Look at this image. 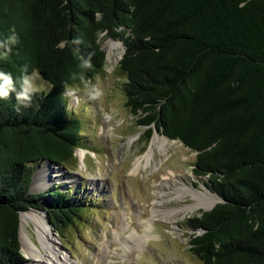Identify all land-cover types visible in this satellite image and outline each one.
Instances as JSON below:
<instances>
[{"label":"trees","instance_id":"16d2710c","mask_svg":"<svg viewBox=\"0 0 264 264\" xmlns=\"http://www.w3.org/2000/svg\"><path fill=\"white\" fill-rule=\"evenodd\" d=\"M102 34L125 46L127 107L146 139L156 127L196 152L194 174L220 200L187 220L202 232L193 255L264 264V0H0V69L50 85L27 108L0 100V264L28 263L21 213L46 211L58 233L83 213L70 192L31 188L37 165L76 161L82 124L64 92L106 66Z\"/></svg>","mask_w":264,"mask_h":264},{"label":"rangeland","instance_id":"374dc122","mask_svg":"<svg viewBox=\"0 0 264 264\" xmlns=\"http://www.w3.org/2000/svg\"><path fill=\"white\" fill-rule=\"evenodd\" d=\"M100 42L106 52L102 72L64 92L71 116L82 124L76 161L54 168L49 185L31 192L40 194L56 186L82 205L81 216L62 232L49 225L57 248L73 264H203L190 246L192 236L202 232L187 226V220L210 211L218 202L209 209L195 205L217 196L208 189V178L194 174L196 152L163 136L156 127L146 139L147 128L138 125L127 107V79L119 71L125 46L105 34ZM113 43L121 46L110 54ZM34 84L35 92L50 89L38 72ZM157 135L160 141H170L169 150L161 152L155 146L152 155L149 150ZM81 150L86 151L84 157ZM19 236L27 264L34 261L24 251L25 237L46 253L32 224L21 220Z\"/></svg>","mask_w":264,"mask_h":264},{"label":"bare ground","instance_id":"6f19581e","mask_svg":"<svg viewBox=\"0 0 264 264\" xmlns=\"http://www.w3.org/2000/svg\"><path fill=\"white\" fill-rule=\"evenodd\" d=\"M119 44H112L110 46V54L114 52L117 47H120ZM122 54H118V58L120 59ZM170 141L166 138H162L160 141V136L157 135L156 138L152 141L149 153L152 155L154 154L153 147H158L161 152H165L169 150ZM82 157L85 156L86 151L81 150ZM149 155V154H147ZM148 157V156H147ZM59 168L57 165L52 164H45L41 168H39L34 177L33 185H32V192H39L44 187L49 185V178L52 180L51 172L55 169ZM59 169V173H60ZM51 185V184H50ZM206 195V194H205ZM206 200V199H205ZM219 201V198L215 197L212 199H208L207 202H199L195 205L196 209H209L215 203ZM21 220L23 223L32 224L35 227L37 238L42 246V248L46 251L43 253L38 245L29 237H25L26 239L23 240V248L27 256L33 259L34 264H73L68 255L62 253L57 248V241L53 235V231L50 224L48 223L47 219L44 217V214L40 213H23L21 216Z\"/></svg>","mask_w":264,"mask_h":264},{"label":"clouds","instance_id":"9594fccd","mask_svg":"<svg viewBox=\"0 0 264 264\" xmlns=\"http://www.w3.org/2000/svg\"><path fill=\"white\" fill-rule=\"evenodd\" d=\"M77 44L79 40L75 41ZM82 69L91 67V61L88 58H81ZM35 73L29 74L28 68L25 66L21 69V75L14 77L12 72L0 69V100H9L15 96L17 106L27 108L31 104L32 96L36 91L34 84Z\"/></svg>","mask_w":264,"mask_h":264},{"label":"water","instance_id":"95a60500","mask_svg":"<svg viewBox=\"0 0 264 264\" xmlns=\"http://www.w3.org/2000/svg\"><path fill=\"white\" fill-rule=\"evenodd\" d=\"M125 53V52H124ZM123 58V57H122ZM34 180V179H33ZM220 202V200L218 201V203ZM214 208V207H213ZM212 208V209H213ZM211 209V210H212ZM32 210H34V209H31L30 211H32ZM37 211V210H36ZM39 213H42V214H44V216H47V218H48V214H47V212L46 211H38ZM22 214L23 213H21V215H20V224H21V216H22ZM52 227H54L52 224H50Z\"/></svg>","mask_w":264,"mask_h":264}]
</instances>
